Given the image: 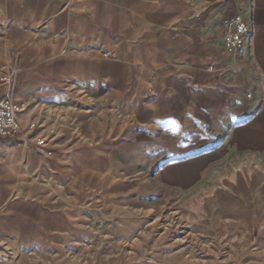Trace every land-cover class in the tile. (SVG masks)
<instances>
[{
    "label": "crops",
    "instance_id": "1",
    "mask_svg": "<svg viewBox=\"0 0 264 264\" xmlns=\"http://www.w3.org/2000/svg\"><path fill=\"white\" fill-rule=\"evenodd\" d=\"M235 12L251 25L238 49L221 31L222 18ZM10 67L0 93L27 107L21 134L0 137V168L37 150L53 160L66 150L73 133L55 109L68 103L60 88L69 81L98 94L116 89L128 123L170 157L164 183L194 185L199 221L219 189L252 184L250 228L232 208L216 206L214 222L199 232L234 239L257 224L264 246V0H0V78ZM56 260L68 261L44 256V264ZM4 264H25V255Z\"/></svg>",
    "mask_w": 264,
    "mask_h": 264
},
{
    "label": "rangeland",
    "instance_id": "2",
    "mask_svg": "<svg viewBox=\"0 0 264 264\" xmlns=\"http://www.w3.org/2000/svg\"><path fill=\"white\" fill-rule=\"evenodd\" d=\"M60 91L69 99L55 113L73 133L66 150L55 160L37 150L13 168H0V223L9 214L6 226L0 224V264L16 262L20 254L25 264H44L46 255L68 259L53 264L264 261L257 224L252 235L234 239L198 230L212 225L216 206L232 208L250 228L252 184L237 182L231 193L219 189L205 200L209 216L199 221L204 211L190 190L194 185L164 183L169 168L162 165L170 157L147 133L140 135L143 127L128 123L118 90L102 87L99 95L69 81Z\"/></svg>",
    "mask_w": 264,
    "mask_h": 264
},
{
    "label": "built area",
    "instance_id": "3",
    "mask_svg": "<svg viewBox=\"0 0 264 264\" xmlns=\"http://www.w3.org/2000/svg\"><path fill=\"white\" fill-rule=\"evenodd\" d=\"M222 39L225 45L238 49L249 39L251 25L239 12L225 16L221 20ZM14 68L0 78L1 83H10ZM27 104L15 101L8 93H0V137L15 139L21 134L19 114Z\"/></svg>",
    "mask_w": 264,
    "mask_h": 264
}]
</instances>
